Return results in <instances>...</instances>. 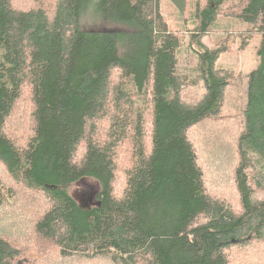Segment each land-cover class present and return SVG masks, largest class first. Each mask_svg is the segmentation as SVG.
Instances as JSON below:
<instances>
[{
  "label": "trees",
  "instance_id": "obj_1",
  "mask_svg": "<svg viewBox=\"0 0 264 264\" xmlns=\"http://www.w3.org/2000/svg\"><path fill=\"white\" fill-rule=\"evenodd\" d=\"M195 1L189 80L161 0H96L95 20L92 0H0V264H264V0ZM222 15L250 26L242 50L262 38L246 102L217 65L234 41L209 40Z\"/></svg>",
  "mask_w": 264,
  "mask_h": 264
},
{
  "label": "rangeland",
  "instance_id": "obj_2",
  "mask_svg": "<svg viewBox=\"0 0 264 264\" xmlns=\"http://www.w3.org/2000/svg\"><path fill=\"white\" fill-rule=\"evenodd\" d=\"M95 5L96 0H92L90 4H87V14L93 20H95L96 16ZM196 5L197 2L195 0H161L160 3L161 15L168 23L170 30L177 34L181 41V46L177 52L178 72L189 80L196 78L198 68V60L191 46V41L194 38V33L196 32L198 24ZM233 12L234 14H239L241 9H236ZM248 30H250V26L242 22L240 19L236 17H225L222 15L211 27V38L209 39L213 43H218L220 40L227 38L234 41L230 51L220 57L217 65L219 69L234 72V74L237 76L239 75L242 78L244 83L243 99L245 102L247 100L248 76L258 66V51L262 42L261 36L258 35L250 40L249 46L245 50H242L241 45ZM25 96H27V94ZM25 100L24 97L18 106L23 104ZM28 115L29 112L25 110L23 105L19 115L15 114L12 120L15 123L13 125L10 124V132L19 138V141H17L21 145L31 133L29 124L27 123ZM100 125H102V130L105 131L107 127H105L102 122H100ZM131 159V150H125L124 154L119 158L121 162L118 161L121 165V169L127 167V164L130 163ZM262 172L264 173V170ZM4 176L5 173L0 165V182L3 185L2 189H0V200L2 199L5 200L7 204H12V201L6 197V186L8 185ZM120 178L121 175L119 173L117 180L119 183H121ZM99 192L100 187L98 182L92 179L84 180L70 190L71 196L78 202V204L87 205L90 208L94 205L90 204L88 199L93 194V202L96 203V196ZM234 201L236 202V200ZM234 207L238 208V206ZM39 262L40 264H70L67 260L56 258L55 253L51 254L49 252L42 256V258L39 259Z\"/></svg>",
  "mask_w": 264,
  "mask_h": 264
},
{
  "label": "water",
  "instance_id": "obj_3",
  "mask_svg": "<svg viewBox=\"0 0 264 264\" xmlns=\"http://www.w3.org/2000/svg\"><path fill=\"white\" fill-rule=\"evenodd\" d=\"M93 194H92V196L88 199V201L90 202V204H92V205H94V206H100V203L99 202H96V203H94L93 202ZM80 205V204H79ZM93 206V207H94ZM80 207L82 208V209H84V210H90L91 208L89 207V206H87V205H80Z\"/></svg>",
  "mask_w": 264,
  "mask_h": 264
}]
</instances>
